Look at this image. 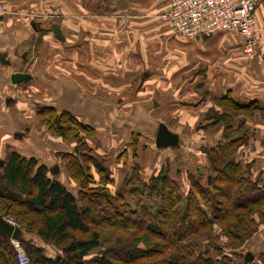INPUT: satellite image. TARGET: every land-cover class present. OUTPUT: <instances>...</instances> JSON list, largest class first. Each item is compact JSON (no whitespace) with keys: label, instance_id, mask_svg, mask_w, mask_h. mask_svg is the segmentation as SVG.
I'll return each mask as SVG.
<instances>
[{"label":"crops","instance_id":"crops-1","mask_svg":"<svg viewBox=\"0 0 264 264\" xmlns=\"http://www.w3.org/2000/svg\"><path fill=\"white\" fill-rule=\"evenodd\" d=\"M0 2L5 6L0 13V151L35 158L48 167L49 175L59 165L55 178L76 194L79 184L70 180L64 164L51 161L48 150L59 145L61 155L74 146L51 139L30 117L51 107L88 126L94 137L102 134L111 144L113 138L120 140L118 157L126 161L122 166L128 172L132 154L140 151L133 153V148L144 141L141 147L148 150L145 138L155 143L159 124L177 133L179 147H156L159 159L153 167L159 168L146 173L139 162L143 181L169 165L170 176L186 194L193 179L207 186L215 175L208 152L241 138L236 162L248 170L247 177L264 183V1L255 12L261 46L252 56L243 53L242 38L233 32L197 39L173 34L160 19L169 0ZM54 25L64 41L55 36ZM39 36L57 43L56 66L50 49L54 46L45 41L36 45ZM17 72L32 79L13 84L11 75ZM127 86L128 95L117 97ZM40 87L47 94L52 87L56 94L41 95ZM37 104L43 106L36 109ZM248 105V111L236 110ZM228 127L232 136H227ZM124 151L128 160L121 157ZM34 240L49 256L47 245ZM244 249L254 254L264 249V224Z\"/></svg>","mask_w":264,"mask_h":264},{"label":"trees","instance_id":"trees-1","mask_svg":"<svg viewBox=\"0 0 264 264\" xmlns=\"http://www.w3.org/2000/svg\"><path fill=\"white\" fill-rule=\"evenodd\" d=\"M251 107L238 106L236 110L248 111ZM46 113L55 115L61 128L58 135L66 143L72 128L93 134L92 129L68 113L59 114L51 107L38 112ZM61 121L71 127L63 130ZM241 143V138H232L220 149H211L208 158L215 175L209 177L207 186L200 178L193 179L187 194L163 168L147 181L140 177L139 169V174L128 177L127 188L111 194L109 185L115 181L95 162L100 175L96 179L100 182L98 189L90 191L79 185L73 194L54 174L49 175L46 165L11 151L1 166L0 213L6 216L1 212L2 206L7 203L4 201H10L17 205L16 210L26 206L33 216L26 226L19 224L27 235L20 242L32 264H264V249L255 254L254 261L245 262L249 250L244 249V243L264 224V183H260V178L247 177L248 170L236 162L234 153ZM76 148L79 153L74 151ZM127 154L124 151L121 157ZM61 157L66 161L65 169L75 174V180H82L83 184L95 181L86 164L88 159L94 161L93 156L85 149L74 147L71 152L61 153ZM132 200L137 202L135 209ZM215 226H221L229 240L227 248H220L219 258L199 243V237L212 235ZM108 229H133L137 234L132 244L117 240L116 246L110 247L106 244ZM34 239L61 250L65 261L48 256ZM97 248H101L100 252L88 258ZM0 264H18L15 249L3 237Z\"/></svg>","mask_w":264,"mask_h":264},{"label":"rangeland","instance_id":"rangeland-1","mask_svg":"<svg viewBox=\"0 0 264 264\" xmlns=\"http://www.w3.org/2000/svg\"><path fill=\"white\" fill-rule=\"evenodd\" d=\"M157 1H162V0H157ZM167 2V1H166ZM45 41V43L49 42V45H52L54 47H49L50 49H52V51L55 52V56L53 58V65H57V52H58V48H57V43H53L50 42V40H47L46 37L44 39V37L39 36V38L36 41V45H42V43ZM56 68V67H55ZM84 75V74H83ZM85 76V75H84ZM92 79H95V76L91 77ZM87 79H89V77H87ZM83 83H87L85 80V78L83 77ZM50 93H48L49 95L52 94L53 95L56 94V90L53 89L52 87H50ZM94 90H97L96 88H94ZM106 90V89H104ZM45 88L40 87L39 88V94H43L45 92ZM55 91V92H54ZM129 88L128 86L125 87L124 89H121L118 91V95L117 97L122 93L123 95H128L129 92ZM47 92V91H46ZM116 92V91H115ZM47 93H44V96L48 97ZM123 104V103H120ZM41 104H37L36 109L40 108ZM30 117L35 118L40 124L41 127H43V129L45 131H47L46 135L48 137H51V139L54 140H59V141H64L59 135H58V131H61V128L58 124V122L55 119V115L52 113H46V114H42L39 115L38 113L36 114H30ZM63 122V121H61ZM60 123V121H59ZM64 125H62V129L63 130H68L69 127V123H65L63 122ZM173 124L175 125V123L173 122ZM66 125V126H65ZM65 127V128H64ZM67 127V128H66ZM74 127V126H73ZM78 128V127H77ZM227 128V127H226ZM72 134L70 135L69 140H67L68 143L72 144V146L74 147H78L80 146L81 148L85 149L89 154H91V156H93V160L94 161H89V159L87 160L86 164H87V169L89 171V173H93L94 175V179L95 181H86L85 184H83L82 180H75V174L69 171V169L67 168V175H69L70 180H72L73 182L79 184L80 186L86 187L88 190H97L98 186L100 185L99 180L96 181V179H100V175H99V170H97L96 165L93 163H97V165L99 167L102 168L103 172L105 171V174H114L115 175V179L114 180V184L109 185L111 188L110 190L112 191L111 194H115L116 192H118V190L121 189H125L127 188L125 183L128 179V177H130L131 175H137L139 174V169H141L140 164L145 168L146 173H150L152 171H154L156 168L159 167H153L156 164H158L157 160L159 159V155L157 153V149H156V143H154L153 139L146 137V142L149 144V146L146 148L148 150L142 149V145H144V141L142 142V144L140 145V142H138L139 144V148L138 147H134L133 148V153H136V151H138L136 154H132L130 161H132V163L130 164V168H129V172L126 170L125 166H122L123 163H126L119 160L118 157V153L120 154L121 150H122V144L120 143L118 145V143L120 142V140L118 139H114L115 143L111 144L109 139H106V137L102 134H97L98 136H92V133L89 134L86 131H83L82 129H76V128H72ZM75 131V133H74ZM234 133L233 131H227V136L230 135L232 136ZM92 136V137H91ZM121 137V136H120ZM134 140V138H133ZM136 140V139H135ZM117 142V144H116ZM137 142V141H135ZM134 142V143H135ZM54 146H57V144L55 143ZM137 146V145H136ZM49 152H50V156L51 158L53 157V159H51V161H57V163L61 162L62 165L66 164V161L63 159V157H60V151H59V145L58 147H49L48 148ZM73 151V149H72ZM11 151H7L6 152H2L0 151V160L2 158V162L3 164L6 162L7 157L9 155ZM125 156V155H124ZM126 158H124L125 160L128 158L127 155L125 156ZM118 158V159H117ZM128 160V159H127ZM156 161V163H154ZM123 162V163H122ZM127 165V163L125 164ZM136 165V168H135ZM164 171L167 170L170 174V170L171 172L173 171L172 169H170L169 165H167V169L166 166H163ZM170 169V170H169ZM75 170V169H74ZM128 172V173H127ZM52 176V175H51ZM81 176V175H80ZM140 177L142 178V175L140 174ZM87 183V184H86ZM130 183H133L132 179L130 180ZM136 183V181H135ZM135 185V184H134ZM100 191V188H99ZM112 196V195H111ZM109 197V196H108ZM20 198V197H19ZM90 196H88L87 199H89ZM133 201V200H132ZM132 207L133 209H135L137 207V202L135 203L134 201L132 202ZM7 202L5 205L2 206V210L1 212H4V214H6L8 216V218H11L14 220L15 224L19 226L23 225L26 226L29 222V220L33 219V216L31 214H29L30 212L27 211L26 206H24L23 210H21L22 208H20L19 210H16V204H13V202L10 201H4ZM117 205L121 206V203L119 201H116ZM121 227V226H120ZM34 229H37L38 227H33ZM212 235H210L209 237L204 235L202 237H199V243H200V247H204L206 249L210 250L211 253L213 254V256L215 257V255L217 256L218 253L221 252L220 248L222 247H226V245H229V240L224 232V230L222 229L221 226H215L213 227V231H212ZM108 233V241H107V245L110 247H115L116 246V242L117 240H121V243H129L132 244L134 242V236L137 234L134 232L133 229H121V230H116V229H108L107 230ZM256 233V232H255ZM252 234V236H250L249 238H247V240H250L254 234ZM139 244L143 245L142 242H140ZM47 248H48V253L49 255H52L53 257L57 256L58 254L62 255L61 250L56 249V248H52L54 247L53 245H51L52 247L49 246V244H47ZM208 247V248H207ZM227 248V247H226ZM101 248H97L94 249L87 257L90 258L92 256H94V253L96 252H100ZM217 258H219V255L217 256ZM218 264V263H216Z\"/></svg>","mask_w":264,"mask_h":264},{"label":"built area","instance_id":"built-area-1","mask_svg":"<svg viewBox=\"0 0 264 264\" xmlns=\"http://www.w3.org/2000/svg\"><path fill=\"white\" fill-rule=\"evenodd\" d=\"M264 0H169L160 14L173 34L187 39L210 37L219 31L238 34L243 53L252 56L260 48L255 12ZM5 6L0 2V13ZM18 264H32L19 240H10Z\"/></svg>","mask_w":264,"mask_h":264},{"label":"water","instance_id":"water-1","mask_svg":"<svg viewBox=\"0 0 264 264\" xmlns=\"http://www.w3.org/2000/svg\"><path fill=\"white\" fill-rule=\"evenodd\" d=\"M53 32L57 38L64 41L63 34L60 28L58 27V25L53 26ZM30 79H32V77L27 73L17 72L11 75V82L13 84H18ZM181 142H182L181 137L177 133L171 131L169 127L164 123L159 124L155 136V143L159 150H163L170 147L172 148L179 147L181 145ZM74 151L76 153H79L77 148ZM2 165L3 162L0 161V166ZM59 171H60L59 165H56L54 169H51V172L54 174L58 173ZM26 236H27L26 233L18 225L15 224L13 219L6 218L0 214V237H3L4 239L9 241L10 240L20 241L22 239H25ZM254 259H255V254L253 252L249 251L248 253H246L245 255L246 263L254 261ZM55 260L56 261L62 260V263L65 261V259H63L62 255L60 254H58L55 257Z\"/></svg>","mask_w":264,"mask_h":264}]
</instances>
